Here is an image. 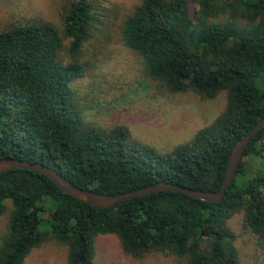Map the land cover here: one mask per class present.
<instances>
[{"label": "trees", "instance_id": "1", "mask_svg": "<svg viewBox=\"0 0 264 264\" xmlns=\"http://www.w3.org/2000/svg\"><path fill=\"white\" fill-rule=\"evenodd\" d=\"M61 19V28L31 20L0 31V159L45 165L104 195L162 181L219 191L233 147L264 118V88L257 85L264 76V0H141L122 19L121 42L145 80L205 100L225 93L216 118L165 153L126 126L84 120L71 84L85 74L84 45L107 20L91 0H68ZM245 158L263 162L264 130L249 141L218 203L165 191L97 209L41 174L2 172L0 216L8 202L10 208L0 264H24L50 240L66 247V264H93L101 235H114L133 258L157 252L186 264H240L228 226L233 215L243 214L264 247V176L244 177Z\"/></svg>", "mask_w": 264, "mask_h": 264}, {"label": "rangeland", "instance_id": "2", "mask_svg": "<svg viewBox=\"0 0 264 264\" xmlns=\"http://www.w3.org/2000/svg\"><path fill=\"white\" fill-rule=\"evenodd\" d=\"M68 0H0V31L31 20H43L61 28V11ZM100 21L84 45L81 63L85 74L73 81L86 122L101 128L126 126L138 141L165 153L193 137L223 110L225 93L213 100L191 91L172 94L145 80L137 58L122 44L119 25L141 0H91ZM197 7H190V17ZM222 18V19H221ZM219 18L223 22L225 17ZM243 28L244 23L239 25ZM264 88V76L257 82ZM244 177L264 176V160H244ZM246 183V181H245ZM264 193V190H263ZM10 203L0 216V243L7 232ZM228 226L235 235L240 264H264V247L243 223V214L233 215ZM67 249L50 240L30 252L24 264H66ZM93 264H186L164 253L142 258L126 255L114 235L95 239Z\"/></svg>", "mask_w": 264, "mask_h": 264}, {"label": "water", "instance_id": "3", "mask_svg": "<svg viewBox=\"0 0 264 264\" xmlns=\"http://www.w3.org/2000/svg\"><path fill=\"white\" fill-rule=\"evenodd\" d=\"M264 130V118L255 124L244 137L233 147L229 156L225 176L221 188L217 192H207L189 189L169 182H158L134 191L104 195L90 190L81 189L63 178L57 171L42 164L32 163L21 159H0V173L13 170L25 169L47 177L63 193L77 200L83 201L97 209H106L126 200L156 194L165 191L183 193L189 197L208 203H218L223 198L226 189L231 185L240 165L243 152L252 137Z\"/></svg>", "mask_w": 264, "mask_h": 264}]
</instances>
